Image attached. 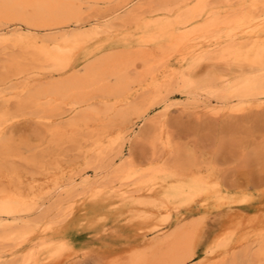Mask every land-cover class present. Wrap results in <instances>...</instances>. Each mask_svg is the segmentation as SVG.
Listing matches in <instances>:
<instances>
[{"label":"bare ground","instance_id":"bare-ground-1","mask_svg":"<svg viewBox=\"0 0 264 264\" xmlns=\"http://www.w3.org/2000/svg\"><path fill=\"white\" fill-rule=\"evenodd\" d=\"M134 1L0 0V55H7L0 63V238L31 243L10 264H69L73 234L91 239L83 248L100 264H228L250 245L257 248L243 260L264 264V189L228 192L212 173L190 166L143 172L125 160L110 184L89 183L82 197L70 196L65 225L26 221L50 188L52 196L69 185L63 179L74 168L56 159L46 178L30 179L8 164L24 159L5 137L18 119L46 122L53 142L88 143L87 158L122 145L121 159L127 132L173 81L184 80L186 97L208 106L264 102V0H147L124 13ZM213 57L249 67L191 77ZM15 79L19 85L2 92ZM62 111L74 114L66 124ZM155 132L166 144L162 125Z\"/></svg>","mask_w":264,"mask_h":264},{"label":"rangeland","instance_id":"rangeland-1","mask_svg":"<svg viewBox=\"0 0 264 264\" xmlns=\"http://www.w3.org/2000/svg\"><path fill=\"white\" fill-rule=\"evenodd\" d=\"M143 1L147 2V0L134 1L124 13L137 9L140 3H144ZM94 14H97L95 10L89 12L91 17L87 19H92ZM99 14L103 16L104 12ZM116 17L111 18V21L119 22ZM1 53L0 63L2 64L7 55ZM248 67L249 65L241 62L217 60L213 57L202 62L193 71L191 77L200 78L209 72L217 71H226L228 75H236L240 73V69L242 71ZM36 77L44 80L41 76L36 75ZM173 82L171 86L164 88L161 96L153 100L148 115L138 120L134 126L135 130L127 132L130 137L124 144V156L121 159L117 155L122 145H117L112 151L106 150L103 156L91 152L90 158L89 156L87 158L82 152L89 149L88 143L80 146L68 140L60 143L53 142L49 132L50 125L46 122L29 117L13 122L8 127L5 137L10 140L13 147L21 149L24 159L8 160V164L15 167L20 174L30 179L46 178L48 173L45 169L52 167L56 159L74 168L72 173L63 179L69 185L52 196V188H50L39 201L44 203V206L32 212L30 216L28 215L26 221L38 223L39 227L65 225L73 216L71 210L68 209L73 201V197L70 196L78 193V199L82 197L87 190H82V188L89 183H97L98 186L101 183L110 184L113 182L115 169L125 160L130 161L136 170L140 169L143 172L157 164L190 166L199 172H210L214 180L228 192L240 193L264 189V102L245 108L220 104L208 106L204 102L190 100L186 97L183 88L184 80ZM19 83L17 79L13 80L2 87V92L4 91L5 94L12 92L11 85H19ZM165 99L166 101L170 99V101L164 102ZM1 106L0 100V108ZM14 106L12 101L11 108L13 109ZM73 115L71 112L62 111L58 119L66 124ZM161 125L163 136L167 139L166 144L156 137L155 129ZM215 220L216 218H212L209 221L210 227H213ZM17 224H22V222H17ZM3 229L0 225V234L3 233ZM90 241L91 239L85 235L73 234L71 236L68 243L75 249L76 256L69 264H100L96 260L98 254L89 253L83 248ZM30 244L29 242L19 244L0 238V264L21 262ZM256 248L255 245L238 248L235 258L231 257L228 264L234 262L251 264L252 261L247 262L246 258L244 261L243 256L247 253L253 255ZM248 254L246 257L249 256ZM201 257H203L202 250L198 258ZM253 261L252 264L255 263L254 259Z\"/></svg>","mask_w":264,"mask_h":264}]
</instances>
